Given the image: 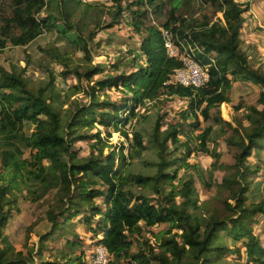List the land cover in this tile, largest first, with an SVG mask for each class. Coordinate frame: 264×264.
I'll return each instance as SVG.
<instances>
[{
    "label": "trees",
    "instance_id": "16d2710c",
    "mask_svg": "<svg viewBox=\"0 0 264 264\" xmlns=\"http://www.w3.org/2000/svg\"><path fill=\"white\" fill-rule=\"evenodd\" d=\"M123 1L129 4L131 0L110 1L114 10L106 28L118 20L124 10ZM156 2L147 0L149 5ZM166 2L168 18L163 26L144 28L139 19L132 21L138 34L147 32L134 63L128 62L136 71L97 79L94 84L93 77L103 70L92 64L89 45L94 32L84 37L73 19L80 7L83 15L99 8L106 13L105 2H0V55L9 47L29 46L45 31L57 27L58 35L83 51L84 61L70 68L67 53L57 47L50 54L63 69L57 74L49 66V78L37 87L30 85L26 66H0V264H84V250H80L83 242L74 229L76 217L94 231V238L101 232L98 242L107 251L103 264H264V244L253 225L257 214L264 215V198L250 201L247 195L253 187L251 177L259 171L249 157H259L264 151V69L251 64L241 48L240 30L248 4L238 0ZM207 8L212 10L208 12ZM146 14L140 13L143 17ZM102 19L99 14L91 25L99 28ZM163 29L171 33L181 50L194 49L191 56L208 69L206 85L195 88L170 82L175 69L183 67L184 62L169 55ZM141 58H145L143 64L138 63ZM112 68L118 70L120 63H114ZM59 75H74L78 80L60 89L64 92L63 103L70 104L64 113L63 106L54 105L60 99L56 89ZM83 80L88 82L84 88ZM235 81L258 85L257 91L244 95L254 96L253 101L244 96L237 102L232 99ZM108 86L131 96L120 101L101 98L99 92ZM82 91L88 102L70 99ZM161 96L187 99L189 107L181 111L179 120L166 123L164 129V116L160 115L150 139H145L139 130L133 129L130 135L123 129L131 118L135 117L137 123L139 117H147L139 116L140 105L156 102ZM223 103L242 111L246 124L240 119L236 123L225 120L220 111ZM126 111L129 113L124 115ZM189 119L192 121L185 125L190 130L185 131L183 123ZM204 122L207 124L202 126ZM96 125L106 128L107 138L112 131L121 132L128 139L129 152L122 147L106 152L107 138L93 131ZM216 125L220 130L215 136L221 135L226 143L230 162L220 163L223 153L209 146L210 142L216 144ZM80 141L91 144L88 155L75 149ZM151 145L158 157L155 172H132L134 160ZM27 151L29 157L25 156ZM193 152L213 158L211 176L215 170L223 171L211 201H199L193 173H197L205 189L213 183L205 178L201 167L188 161ZM181 169L185 171L178 178ZM259 184L255 183V188ZM20 199L44 205L42 218L49 228L38 233L37 247H29L36 221L26 228L22 249H16L6 234L11 211ZM210 202L214 203L212 208H208ZM49 239L57 244L49 248Z\"/></svg>",
    "mask_w": 264,
    "mask_h": 264
},
{
    "label": "rangeland",
    "instance_id": "374dc122",
    "mask_svg": "<svg viewBox=\"0 0 264 264\" xmlns=\"http://www.w3.org/2000/svg\"><path fill=\"white\" fill-rule=\"evenodd\" d=\"M9 0H0L4 5L8 3ZM102 1V0H101ZM110 2L106 3L105 12L99 8L96 12H89L87 15H83V7H80L76 10V16H74V25H79L82 28V34L84 37L89 36V32H94V38L90 42V48L93 56L92 64L94 66L100 65L103 67V70L100 74H96L93 77V81L91 84L97 79H106L114 77L115 75L120 74L123 71L132 72L136 71L137 68L131 67L128 65V62L131 61L133 64L135 57L137 55L136 51L141 46L143 37L147 34L146 31L143 33H137L132 26V21L139 19L143 24L144 28L149 26H157L161 27L164 25L168 18V9L169 4L166 0H157L154 5H149L147 0H143V3L140 1L131 0L129 4L123 1L124 10L121 12L118 20H116L112 27L106 28L105 25L111 21V12L114 10L113 6L109 5ZM156 4H160L162 6L157 7ZM8 9V8H7ZM212 8H207L206 11L210 12ZM91 11V10H90ZM137 11V12H136ZM146 11V16H141L140 13ZM45 12L42 13V16H45ZM99 14L103 17L101 20V26L99 28H94L91 23L92 19H96ZM221 15V13L219 14ZM73 33V32H71ZM58 47V49L62 52L67 53L69 67H75L76 65H81L84 63L83 61V51L77 50L75 45L71 43L67 38L62 35H58L57 27H54L50 31H45L43 35H41L37 40L31 43L26 47H9L3 51L0 55V66H3L7 69L11 67L13 64L20 65L21 67L26 66V76L30 81V85L37 87L43 83L44 80H47L49 77L47 76V69L49 66H53L56 73L59 74L63 66L61 63H56L52 60L51 52ZM186 54V51L181 50L180 56ZM145 58H141L138 60L139 64H143ZM114 63H120V68L115 70L112 68ZM60 83L56 84V89L60 94V99L54 101L55 107H60L63 113L70 106L69 102L63 103V94L61 87L65 86L69 88L74 83H77L78 80L74 75H70L66 78H63L61 75L57 76ZM87 81L83 80L82 88L84 85H87ZM99 96L101 98H109L113 101H120L121 99H125L126 96H131L124 94L119 90H116L114 87H106L105 89L99 92ZM246 97V96H244ZM77 98L78 100H83L84 102H88V96L85 92H79L76 94H72L70 99ZM239 97L234 98V101L237 102ZM247 100L253 101L254 96L246 97ZM63 103V104H62ZM188 100L181 99L179 97L169 98L167 96H161V98L154 102H146L145 105H140L139 116L142 114H146L147 117L145 119L139 117L138 122L136 123V118L133 117L130 121L123 126V129L130 133L133 129L141 131L145 139H150V134L153 131L156 120L160 117V115L164 116V123L162 128L164 129L166 123H171L174 120H179L181 111L184 109H188ZM136 110V111H137ZM221 115L225 120L232 121L236 123V120H243L246 124V120L243 118V112H237L233 109L232 105L228 106L226 103H223L220 106ZM129 111H126L124 115H127ZM200 120H203L200 117ZM192 121L191 119L187 120L183 124V129L190 130V127L185 125V123H189ZM207 123H203L202 126ZM215 129L217 130L213 135L214 139L217 138L216 144L214 142H210L209 146L213 148L216 146L217 150L222 152V158L220 159L223 163H227L231 161V155L227 152V145L223 139H221V135L219 137L215 136L220 130V126L216 125ZM94 132L99 131L101 137L107 138L106 136V128L101 125H96V128L93 130ZM200 130H196L195 133H199ZM184 139V136L182 135ZM107 147L105 148L106 152L116 149L119 150L121 147L124 149L125 153L129 152V142L128 139L121 134L119 131H112L111 137L107 138ZM215 144V145H214ZM171 147V146H170ZM75 149L80 151V154L85 156L88 155L91 149V144L88 142H77L75 145ZM26 157H29V152L27 151L25 154ZM188 161L194 163L201 167L204 170L205 178L212 181L213 186L209 189H205L201 180L198 178L196 172L193 173L195 178V186L199 194V201L209 200L211 201L212 197L218 192L217 191V183L222 180L223 171L215 170L213 175L209 174V169L211 168V164L213 162V158L209 154H205L203 152H193ZM249 161L252 165H257L259 167V171L256 175H253V187L247 193L250 201H258L264 198V151L261 153L259 157L252 155L249 157ZM158 162V157L156 155L155 148L150 147L149 150L144 152L143 156L134 160V163L130 166L132 172H141L143 174H153L156 170V164ZM184 169H181L178 173V178L184 173ZM178 178L175 180V183L178 182ZM259 182L258 187L255 188V183ZM219 201L221 200V192L218 194ZM218 201V202H219ZM214 205L213 202L208 204V208H212ZM46 208V207H45ZM44 210L43 203H31L29 200L20 199L16 208L11 211L12 217L8 223L6 234L8 236L9 241L16 247V249H22L26 234V228L29 227L35 221L37 222L34 232H32L29 240V247H32L33 244L38 246L37 242L39 239L38 233H44L49 228V223L42 218V212ZM257 221L253 223L255 233L259 235L260 239L264 242V215L257 214ZM74 229L79 234L83 244L80 247V250H84V264H94L97 262V253L104 250V247L98 239L102 238L101 232L97 233V238H94V231L87 224L82 223L78 220V217L74 218ZM97 222V218L94 220V225ZM155 229V228H154ZM159 229H155L158 231ZM152 241H155V237H151ZM50 244V247H53L57 243L52 239L47 241ZM64 242V239L61 240V244ZM262 242V243H263ZM49 252V251H48ZM47 252V253H48ZM107 258V255H106ZM107 261V260H106ZM103 264V263H100ZM128 264V263H124Z\"/></svg>",
    "mask_w": 264,
    "mask_h": 264
},
{
    "label": "crops",
    "instance_id": "0c3cea01",
    "mask_svg": "<svg viewBox=\"0 0 264 264\" xmlns=\"http://www.w3.org/2000/svg\"><path fill=\"white\" fill-rule=\"evenodd\" d=\"M238 1L248 4L247 11L244 13L245 20L240 30L241 48L248 55L251 64L255 67L262 66L264 69V0ZM192 50L194 51L193 48ZM253 89L257 91L258 85L251 82L235 81L232 87V99L244 96ZM227 105L230 106V104ZM261 241L263 242V240Z\"/></svg>",
    "mask_w": 264,
    "mask_h": 264
},
{
    "label": "built area",
    "instance_id": "2783aa9c",
    "mask_svg": "<svg viewBox=\"0 0 264 264\" xmlns=\"http://www.w3.org/2000/svg\"><path fill=\"white\" fill-rule=\"evenodd\" d=\"M92 1V0H91ZM101 1V0H97ZM111 0H102L101 2H110ZM162 35L165 41V46L167 48V51L169 55L180 57L184 65L181 68L175 69L173 72L170 82L180 84L182 86H189V87H202L206 85V83L209 80V72L206 66L199 64L191 55L193 51L191 48L189 50V47L184 48L183 51H186V54L183 56H180V47L176 44H174L171 33L168 30L163 29ZM107 251L104 248L100 253H97V262L105 263L107 258Z\"/></svg>",
    "mask_w": 264,
    "mask_h": 264
}]
</instances>
